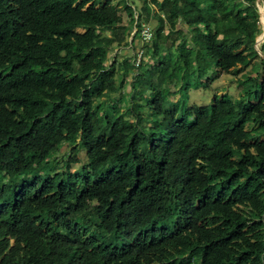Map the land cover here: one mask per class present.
Masks as SVG:
<instances>
[{"label": "trees", "instance_id": "1", "mask_svg": "<svg viewBox=\"0 0 264 264\" xmlns=\"http://www.w3.org/2000/svg\"><path fill=\"white\" fill-rule=\"evenodd\" d=\"M257 3L0 0V264H264Z\"/></svg>", "mask_w": 264, "mask_h": 264}, {"label": "rangeland", "instance_id": "2", "mask_svg": "<svg viewBox=\"0 0 264 264\" xmlns=\"http://www.w3.org/2000/svg\"><path fill=\"white\" fill-rule=\"evenodd\" d=\"M117 0H113V2H116ZM258 5V10H259V23H260V32L256 35V39H255V48L259 51V53L261 54L260 50H259V44L263 41L264 39V6L262 5V3H257ZM119 12L122 14L124 20H126V15L123 11V7L121 5H119ZM258 25L257 23H252V27L256 28ZM81 30V29H79ZM124 52H126L127 54L131 55L132 50L130 48H128V46H126V48H124ZM119 48L117 46H115L111 53L113 54H119L121 55L119 52ZM194 64L191 62L189 67L185 70L184 74L185 76L188 75L189 71L193 68ZM249 70V67H240V65H237L235 69H233V71L227 72V73H222L220 74V76L216 79H214L213 81H211V83L209 84V87H204L203 85L206 82V79L203 75H201L199 77V81L202 82V85H198L195 86V83L190 84V86L188 87L187 90H180V93L175 94L173 97V99L175 100L178 96H181L183 99H185V103L186 104H192V103H196V104H205L211 101L213 94L216 93L218 95H221L223 93H227L229 94L231 97H238L243 93V85L241 83H239L238 79L242 78V74L247 72ZM251 74H255V72H251ZM261 76V72L260 75ZM126 79L128 80V87L127 89L130 88V86L132 85V78L131 76H127ZM255 101V99L253 100ZM126 105V101H122L120 106H121V110L123 111H127L128 109H126L125 106ZM132 120V118L130 119ZM128 120V121H130ZM80 156H82V153L79 154ZM60 160V159H59ZM62 161H58V166H61ZM80 165V161L77 162H70L68 164H66L64 166L65 169H68L69 171L74 170L75 168L79 167Z\"/></svg>", "mask_w": 264, "mask_h": 264}, {"label": "built area", "instance_id": "3", "mask_svg": "<svg viewBox=\"0 0 264 264\" xmlns=\"http://www.w3.org/2000/svg\"><path fill=\"white\" fill-rule=\"evenodd\" d=\"M263 5V4H262ZM135 31V27L131 31V35ZM151 36V31H150V25L148 23H141V28H140V37L142 41H147ZM131 36L129 37L130 40ZM143 48H138L136 52V56L134 57V65L137 66L140 62V59L143 56Z\"/></svg>", "mask_w": 264, "mask_h": 264}, {"label": "water", "instance_id": "4", "mask_svg": "<svg viewBox=\"0 0 264 264\" xmlns=\"http://www.w3.org/2000/svg\"><path fill=\"white\" fill-rule=\"evenodd\" d=\"M254 46H255V43H254Z\"/></svg>", "mask_w": 264, "mask_h": 264}]
</instances>
